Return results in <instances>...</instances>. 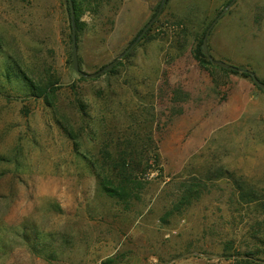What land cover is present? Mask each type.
Wrapping results in <instances>:
<instances>
[{
    "label": "rangeland",
    "instance_id": "obj_1",
    "mask_svg": "<svg viewBox=\"0 0 264 264\" xmlns=\"http://www.w3.org/2000/svg\"><path fill=\"white\" fill-rule=\"evenodd\" d=\"M162 1L0 0V264H264V0Z\"/></svg>",
    "mask_w": 264,
    "mask_h": 264
},
{
    "label": "trees",
    "instance_id": "obj_2",
    "mask_svg": "<svg viewBox=\"0 0 264 264\" xmlns=\"http://www.w3.org/2000/svg\"><path fill=\"white\" fill-rule=\"evenodd\" d=\"M71 19H72V17H71ZM142 32H141V34H142ZM139 35H138V37H139ZM133 42H135V41H133ZM129 48L126 51V54H129V51H130ZM199 53L203 58H205V60L208 64H211V65L213 64L211 61L212 57L211 58L206 57L203 54L202 46H200V48H199ZM231 69L235 72L240 71V69L234 68V67H232ZM242 75L247 77V78H252L254 80V78H253L254 74H252L248 71H243ZM34 88L36 90L40 91V94H39L40 96L46 97V95H48L47 90H44V88L42 89L36 85H34ZM105 155H109V154H107L105 152ZM107 158L109 159L110 156L109 157L107 156ZM131 164H133V162L128 161V159L126 157L124 159H123V157H118L117 159L113 160L112 165H110V167H109L110 168L109 171L111 173L116 172V181L110 180V178L105 177V175H103L105 173V169L107 168L106 164H104L102 166H99L98 164H94V170L101 177V186L103 187L106 194L110 195L111 197L119 198L121 200H123V199L127 200V198H129L131 196L128 188H129V186H134V184L136 183V178H135V174H134L135 170H134V167H131Z\"/></svg>",
    "mask_w": 264,
    "mask_h": 264
},
{
    "label": "water",
    "instance_id": "obj_3",
    "mask_svg": "<svg viewBox=\"0 0 264 264\" xmlns=\"http://www.w3.org/2000/svg\"><path fill=\"white\" fill-rule=\"evenodd\" d=\"M165 1L166 0H163L162 3H161V6H160V10L158 13L155 14V16L150 20V22L147 24V26L144 28L142 34L139 35V37L135 40V42L132 43V45L130 46L129 50H131L133 47H135L140 39L149 32V30L152 28V26L156 23V21L159 20L160 16H161V13H163V10H164V5H165ZM237 2V0H232L229 4V6L221 12V16L220 17H224L229 9ZM71 4V17H72V22L74 21V12H73V4L72 2H70ZM217 21H215L214 23H212L210 25V27L208 28L207 32H206V35L205 37L203 38V42H202V51H203V54L206 56V57H210L211 58V54H210V51H209V46H208V39L210 38V35L212 33V30L215 26ZM75 24L73 22V31H72V40H73V64H74V69L76 70L77 73H79L80 75L82 76H87L89 77V79H93L95 77H98V76H102L103 74H105L106 72L108 71H112L122 60V57L123 55L119 56L118 59L116 61H114L113 63H110L108 64L107 66H105L100 72L96 73V74H93V75H87L85 74L81 69H80V65H79V60H78V46H77V40H76V34H75ZM212 59V58H211ZM213 64H216L218 66H220V68H223L225 70H229L231 69L233 66L231 65H228L226 63H222L220 61H214L213 59L211 60ZM254 78V82H255V85L257 87H259L260 89H262V91L264 92V83L258 79L255 75L253 76Z\"/></svg>",
    "mask_w": 264,
    "mask_h": 264
}]
</instances>
